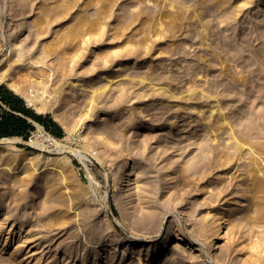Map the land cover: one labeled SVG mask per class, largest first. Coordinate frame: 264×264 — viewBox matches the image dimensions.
<instances>
[{
  "label": "rangeland",
  "instance_id": "374dc122",
  "mask_svg": "<svg viewBox=\"0 0 264 264\" xmlns=\"http://www.w3.org/2000/svg\"><path fill=\"white\" fill-rule=\"evenodd\" d=\"M261 1L251 0L243 5L242 0H0V66L18 56L25 63H46L44 70L48 71L40 73L37 68L22 67L17 65L18 61L10 60L15 68L7 71L8 77L22 91L29 88L46 91L43 97L46 96L47 102L42 113L53 118V112L58 110L53 119L64 130L59 139H64L63 143L85 158L82 164L68 154L70 166L57 173L54 166L61 157L57 150L50 148L43 152L35 145L27 144L24 148L26 144L14 143L18 148L39 153L36 176L47 174L56 178L57 175L61 180L53 190L43 184L36 189L31 183L16 187L9 177L0 184V195H3L0 218L13 216L2 226L1 264H34L38 259L39 264H106L109 261L139 264L135 254L124 251L122 255L126 246H130L131 252H140L143 264H147L146 259L154 254L153 248L161 246L170 236L184 239L187 257L181 262L174 253L161 264H216L220 254L228 264L245 262L249 254L246 242L257 239L255 231L263 230L264 216L257 221L261 227L255 224L249 227L245 242L244 237L235 234V238L240 237L238 244L243 241L238 247L242 251H233L230 256L222 255V247L232 241L226 234L230 227L227 221L219 222L218 239L210 236V231L207 238L196 232L198 225L210 224L206 223L207 219L211 220L207 217L209 212L219 216L220 208L236 207L227 191L218 193L228 184L237 191L244 180L252 182V173L245 175L252 149L248 144L243 145L240 159L231 171L228 166L207 170L200 165L197 171H189L187 167L194 161L208 162L214 151L234 152L236 137L229 138L228 134L207 126L220 104L214 98L204 101L202 96L210 82L230 83L221 73L215 47H221L223 41L238 45L240 38L249 40L246 46L249 50L264 47L258 41L252 43L253 35L247 33L257 26L258 20L264 19V3L258 5ZM240 5H243L241 11ZM206 26L211 29L207 39L204 38ZM234 36L237 40L231 42ZM12 43L15 48L9 55ZM249 50L244 51L246 57ZM225 63L231 70L240 71V67L235 68L237 62ZM106 71L108 79L98 78V73ZM40 77H43L42 83L38 82ZM68 77L85 85L80 87L76 81L74 89L69 88L72 91L67 93L69 96L54 97ZM119 81L125 82L121 85L125 93L121 102L113 93ZM67 82L62 86L66 92ZM253 83L246 86L249 93L238 86L237 100L229 98L221 103L219 112L225 114L228 126L247 109L264 112V97L252 103L254 95L260 93ZM99 86L105 88L107 95L103 93L94 102L88 96L104 89ZM163 90L166 93L161 95ZM110 128L120 134L114 130L113 134L117 135L114 138L106 135ZM68 130L73 131L70 136ZM93 131L100 133L98 139ZM121 134L124 136L119 137ZM66 137H70L69 141ZM106 140L113 143L106 144ZM252 142L264 146V134L252 136ZM2 149L4 143L0 142ZM46 163L51 165L44 167ZM128 166L136 171L138 182L139 176L143 179L137 184L148 191L150 197H144L143 202L139 203L134 196L128 197L134 192L131 187L136 182L127 185ZM43 167L48 169L42 171ZM16 175L28 179L26 173ZM214 195L218 202L211 204ZM49 197L54 203L47 202ZM225 202L226 208L222 206ZM254 204L255 200L249 199L243 209L235 211L236 216L245 211L254 216ZM142 212H156L154 227H139ZM17 242H20L19 250L14 251L13 245ZM30 250L36 255L29 256ZM198 254L201 256L195 258Z\"/></svg>",
  "mask_w": 264,
  "mask_h": 264
},
{
  "label": "bare ground",
  "instance_id": "6f19581e",
  "mask_svg": "<svg viewBox=\"0 0 264 264\" xmlns=\"http://www.w3.org/2000/svg\"><path fill=\"white\" fill-rule=\"evenodd\" d=\"M241 3H244L243 5H246V4L251 3V0H242ZM259 3L260 4H258V5L261 6L264 3V0H262ZM243 5L238 6L240 11L242 10ZM256 23H257V26L254 27L256 24L254 26L252 25L253 29L250 26L251 29L249 30V32L247 31V33H250V34L253 35L252 36L253 37L252 43L254 41L255 42L258 41L259 44L264 45V19H261L260 21L258 20ZM209 27L212 28L210 25H209ZM209 27L206 26V31H205V34H204V38L205 39L208 38L207 35H209V29H210ZM247 29H249V27ZM240 30H242V29H240ZM243 33H244V31H243ZM235 36H236V34H235ZM235 36H234V38L232 40H230L231 42H234V41L237 40L235 38ZM250 38H251V36H250ZM238 42H239V44L234 46L230 42L223 41V44L221 45V47H219V48L215 47V48H217V49H215V54L218 57L217 61H218L219 65L221 64L220 66L222 67V72L221 73L225 77L224 79H228L230 83L229 84H224V83H222L219 80H216L215 82H210L209 86L206 87L207 89L204 90L205 94L202 96L204 98V101L208 100L209 98H214L216 100V102L221 105V103H223L225 100H227L229 98L237 100V96H238L237 89H238V86H242L243 88H245L246 91H244V92L247 93L248 89L246 88V86L250 82L256 83L257 85L255 84V87H256L257 91L260 92L259 95H254V92L251 90V92H253L251 94L254 95L252 103L253 102H257L260 97H264V77L263 78L261 77L262 75L264 76V47L262 49H260V50H258V49L257 50L256 49L255 50H251L250 49L251 50L250 51L249 48H246L247 42H249V40H247L245 38L241 40V38H240V40ZM208 46H209V44H208ZM14 48H15V44L12 43L11 47H10V50H9L10 51L9 55H11V51L14 50ZM231 50L233 51V53L232 54L228 53ZM248 50H249L248 57H246L247 55H245L244 51H248ZM227 53H228V55L229 54H231V55L228 56ZM243 53H244L245 56L243 55ZM226 55H227V57H226ZM10 60H12L14 62L18 61L19 64H17V65L22 66V67H28V68L34 67V68H37L40 71V73H43L44 71H46V72L48 71L47 69L44 70L45 68H47V66H45L46 63L37 62V61H32V62L30 61V62H26L25 63L24 62L25 60H22V57L18 56L17 59L9 58V60L4 65L0 66V83H3L8 88H10L14 92L18 93L19 95H21L22 98L25 100L26 104L29 107L34 109L36 112L42 113L45 110V105H46V102H47V100L45 99L46 96L43 97V94H46V91L42 90L41 92H39L38 90H33V89H30V88L29 89H25V90L22 91L20 89V86L15 84L13 81H11L12 79L8 77L9 75H8L7 71L8 70L10 71L11 67L15 68L14 67L15 65H11ZM125 60L126 59H123V61H125ZM228 61L229 62L231 61V62H234V63L237 62L238 64H236V63L235 64L238 65V66H236L235 68L240 67V71L239 72H237V71L235 72V70L234 71L231 70V67H229L228 64H227L228 66L225 65L226 64L225 62H228ZM33 64H35V65H33ZM208 64L209 65L207 66V64H206V66L208 67V69H210L209 66L210 67H212V66L210 65V62ZM232 65H234V64H232ZM258 65H262L263 68L259 69ZM207 67H205V68H207ZM111 68H112V66H111ZM102 71H105V70H102ZM207 71H209V70H207ZM122 72H124V70ZM41 75L44 76L43 74H41ZM46 76L48 77V74ZM121 76H119V77H121ZM130 76H132V75H130ZM134 76H135V74H134ZM259 76L262 78V80L259 78ZM115 77H117V76H115ZM98 78H100L101 80L108 79L109 77H108L107 71L106 72H102L100 74L98 73ZM39 79H40V81H38V82L42 83L43 82V77H40ZM145 79H147V77ZM110 80H112V79H110ZM153 80H154V78H153ZM66 81H68L67 85H66V87L68 88V92L64 91V89L62 88L63 84ZM76 81L77 82L79 81V83H80L81 80H77V79L74 80L71 77H68V78L64 79L63 82L61 83V86L56 90V92H55L56 95L54 97H56V98L60 97L62 99L63 97L69 96L70 94H67V93H70V91H71L70 89H72V90L74 89L73 88V83L76 82ZM83 83L84 82H82V84L80 83V84H77V85L80 86V87H83ZM107 83H109V82H106V84ZM124 83H121L119 81V83L116 84V86H118V88L116 90H114L115 92L113 91V93L116 94L115 95L116 96L115 99L118 102L123 101L124 97H125L124 87L121 86V85H124ZM106 84H104V85H106ZM84 85H85V83H84ZM101 87L104 88L103 86H101ZM101 87L99 86V88H101ZM110 88H111V86H109L108 89H110ZM92 89H93V87H92ZM256 89H254V90H256ZM163 91L161 92V95H164L166 93L165 90H163ZM104 92H106L105 88L102 89L101 91L97 92V93L92 92V95L88 96V97H93V101L95 102L96 100H98V98H100L103 95ZM116 92H118V94ZM152 92H154V91H152ZM221 93H226V94L221 95ZM248 93H249V91H248ZM114 94H111V95H113V97L110 96V97H112V99L114 98ZM104 95L106 96L107 93L106 94L104 93ZM171 95L172 94H170V96ZM135 96L136 95L132 96V98H134ZM87 101H89V99ZM102 101H104V100H102ZM83 102L85 103V101H83ZM55 103H57V100H55ZM220 105L217 107V113L216 114L214 113L215 115H213L212 120H210V123L207 126L210 129H214L215 131L219 130L220 133H222V134H228L229 138H235L236 137L237 141H236V143H234V147H233L234 148V152L233 153H226L224 151H222V152L214 151L215 155L212 157L211 160H209L208 162H203L202 164H200L199 161H194V162H192V163H190L188 165L187 169L189 171H197L200 165L204 169L206 168L207 170L216 168L218 166L219 167L228 166L229 170L231 171L232 168H234L233 165H235V163L237 162V159H240L243 145L244 144H248L250 146V148L252 149L251 150V158H249L250 160H249V163H248L250 167L249 168L245 167L246 168L245 169V175L248 176V174L252 173L251 174L253 176V179H251L252 182H250V181L248 182V181H245V180H244V182H241L240 186L238 187V190H237L238 192L234 189V186H231L230 184H228L227 187L225 188V190L223 188H221L223 190L219 191V193H218V195H219V194L224 193V192L227 191L229 193V195L232 196V199L234 200V201H232V205H234L236 207L235 208L229 207L228 209L220 208L221 211L219 212V216H216V214H213V213L209 214L210 213L209 212L207 214V217L208 218L210 217L211 220L208 221V219H207L206 223L209 222L210 224L198 225L199 229L196 232L197 235H199L201 237L204 236V237L207 238L206 234H207V232L210 231L211 232L210 236H215L218 239V238H220V233H219L220 223H223V222H221L222 220L227 221L228 222L227 225L230 226V227L227 228L226 234L229 236L228 240H232V241L231 242L229 241V243L226 242L227 244L224 247H222L223 248L222 255L230 256L233 251H239V253L242 251V249L241 248L238 249V247L241 246L243 241H242L241 244L239 243L240 244V246H239V244L237 243V240L240 237L241 238L244 237V242H245L247 240L246 236H248L249 227H251V225H253V224H255L256 227H259L260 225L257 226L258 225L257 221L264 216V146L261 145L260 143H255V142L253 143L252 142V136L256 137L259 134H262V133L264 134V112L261 111V112L257 113V112H253L251 109H247V111H245V113H244V115L242 117L236 119L234 121V124H232L231 126H228V122H227V118H226L225 114L219 112V108L221 109ZM216 106H217V104H216ZM86 108H87V104H86ZM230 108L232 109V107H230ZM231 109H229V110H231ZM235 109H237V108H234V110ZM57 111L58 110H55L53 112V114H54L53 118H56V112ZM227 113H229L228 110H227ZM159 119L160 118H158V120ZM37 128H38L39 132L43 133V131H41V127L40 126L37 125ZM110 129H109V131H107L106 135L109 134V136H111V137L117 136V135H115L118 132V131H116L117 129L116 130H115V128L111 129V130ZM97 130H99V129H97ZM114 130L116 131L115 134H113L115 132ZM68 131H69V136H70V134L73 131L72 132L70 130H68ZM119 131H120V129H119ZM93 132H94L93 134L95 135V137L98 139L99 138L98 136H100L101 131H100V133L96 132V131H93ZM34 135H35V139H32V141H30V143L28 142L26 144L38 146L43 152H46V151L50 150V148H54L55 150H57V152H59L58 155H61V157L59 158V160L56 161V164L54 166V169H55V171H57V173L63 172V170H67L68 166H70L69 165V163H70L69 162V158L67 156L68 154L69 155H73L82 164L85 162V158L82 155V153L78 152L77 150H75L71 146H68L67 144L63 143L64 139H59V138L56 139V138H53V137H51L50 135H47V134H44L43 137L41 139H39V138H37L36 134H34ZM122 136H124V135L123 134L119 135V137H122ZM91 137H94V136H91ZM111 137H109V138H111ZM65 139L69 141L70 137H66ZM0 142L4 143V149L0 150V184H4L5 182H7V180L11 179L12 182H13V185H17L16 187L26 186L29 183H31V184L34 185V187L36 189L40 185L42 186V184L50 186V188H52V190L58 188V186L60 184L61 177L57 178L56 174H55L56 178L53 177L54 175L53 176L47 175V174H42L40 176H36L35 175V171L37 170L35 167L39 164V160H38V157L40 156L39 153H35L33 151L23 150L21 148H18L14 143L23 142V141L21 139H19V138H16V137L0 138ZM108 143H109V145H111L113 142L112 143L108 142ZM108 143H107V140H106V144H108ZM106 147H108V145H106ZM250 148H249V151H250ZM164 150H166V149H164ZM164 152H166V151H164ZM248 157H250V156H248ZM246 163H245V166L248 165ZM49 165H51V164L50 163H46L44 165V167H47ZM47 169L44 168L42 171H44V170L46 171ZM125 172H126V176L128 177L127 185H130L128 183H130L131 181H134V180L136 181V182L134 181L135 182V186L131 187V189L134 190V192L130 193L128 195V197L134 196V198L136 200L137 199L139 200V203L143 202L142 199H144V197L145 198L150 197L148 195V191H146V189L141 184H139V185L137 184L138 177H137V175L135 177V172L136 171H134L133 167L128 166V168H127V170ZM17 173H19L20 175L26 173V176H27L28 179H26V177H25V180H24L23 177H22L23 179H21V177H19V175H16ZM243 174L244 173H242V175ZM240 175H241V173H240ZM130 176H133L135 178L132 179V178H130ZM247 176H246V178H247ZM7 177H9V179H7ZM142 180L143 179H141V177L139 176V182L138 183H140ZM232 192H234V193H232ZM238 195H240V197ZM1 196H3V195H0V197ZM4 196H6V195H4ZM235 198H238V199H235ZM251 198L253 200H255V204H256V208L254 210V213H255L254 216H252L253 213L250 216V213H249L250 211L249 212L245 211L244 213L243 212L240 213L241 214L240 217H237L239 214L236 216L235 211H237V210H239L241 208L243 209V207H245L247 205V202ZM16 199H18V198H16ZM22 199H23V197H22ZM50 200L51 199L49 197V200H47V202L50 201ZM53 200L54 199H52L51 202H53ZM217 200H218V197H215V195H214V197H212L210 199V203L212 204L213 202H215ZM148 201H149V199H148ZM51 202H50V204H51ZM146 202H147V200H146ZM50 204H48V206H50ZM226 204H227V202H225L222 206H224V208H226ZM43 205H44V203H43ZM7 208H9V207H7ZM8 218H13V216L8 215V216H5L3 218H0V237H1V233L3 232L2 231V226H3V224H5V222L7 221ZM158 218H159V216H158ZM156 219H157L156 212H142L139 215V227L140 228L141 227L142 228L143 227H147L148 229H149L148 226L154 227L155 223H156ZM21 224L22 223H20V225H19L20 228L22 227ZM227 225H226V227H227ZM258 231L259 230H257V229L255 231L256 233H258V234H256L257 239L255 238L254 241L246 242V244H247L246 247H248V250H246V251H248L249 254L247 255V258H246V260H245V262L243 264H264V228L260 232H258ZM237 233H239V235H240L239 238H235V234H237ZM199 236H197V237H199ZM254 237H255V235H254ZM4 241H6V239H4ZM114 241H116V239ZM20 242H22V241H20ZM20 242H17L18 244L14 243L15 244V246L13 245L14 251L18 249V245H19ZM155 245H157V244H155ZM185 245H186V243H185L184 239L179 238V237L172 238L170 236V237H168L166 239V241H164V243L161 246H155V248H153V250L151 249L152 251H154V254L150 258L146 259L147 260V264H161L163 261H166L168 258H170L174 253L178 254L179 258L178 257L177 258L179 259V261L183 262V260H185L183 258L187 257V254L185 253ZM243 247H244V245L242 246V248ZM217 248H220V246H217ZM2 249H4V246H2L0 244V251ZM124 251H126L128 253L135 254L136 255V258H135L136 261L139 264H143V259L141 258L142 256H140V252H137V251H132L131 252L130 246H126V248L123 249L122 255L125 254ZM31 252H33V251L30 250L27 253H31ZM31 255L32 256L36 255V253L35 254L31 253L29 256H31ZM200 256L201 255L198 254V255L195 256V258L196 257L198 258ZM220 257H221V254L219 255V258L216 259V261H215L216 264H219V263L220 264H228L226 262L227 260L225 258H220ZM0 259H3V257L2 258L0 257ZM6 259L4 258V260H6ZM35 259H36V257H35ZM39 261L40 260L38 259L37 261H35V263L39 264ZM234 261H235V258L231 259V263L232 262L234 263ZM134 262H135V260H134ZM106 264H113V263L109 261Z\"/></svg>",
  "mask_w": 264,
  "mask_h": 264
},
{
  "label": "crops",
  "instance_id": "0c3cea01",
  "mask_svg": "<svg viewBox=\"0 0 264 264\" xmlns=\"http://www.w3.org/2000/svg\"><path fill=\"white\" fill-rule=\"evenodd\" d=\"M36 124L55 138H61L64 134L55 119L36 112L21 95L0 83V138L16 137L24 141Z\"/></svg>",
  "mask_w": 264,
  "mask_h": 264
},
{
  "label": "built area",
  "instance_id": "2783aa9c",
  "mask_svg": "<svg viewBox=\"0 0 264 264\" xmlns=\"http://www.w3.org/2000/svg\"><path fill=\"white\" fill-rule=\"evenodd\" d=\"M41 131H43L44 134H47V135H50L47 131H45L42 127H41ZM36 133V136L37 138L41 139V137H43V133L42 132H39L37 126L29 133L28 137L22 142V143H18V144H26V143H30V141H32V138L35 139V134ZM51 137L55 138L54 136L50 135ZM58 139V138H56ZM27 146V144L24 146V148ZM29 146V145H28ZM30 148H33L35 149L34 147L30 146Z\"/></svg>",
  "mask_w": 264,
  "mask_h": 264
}]
</instances>
